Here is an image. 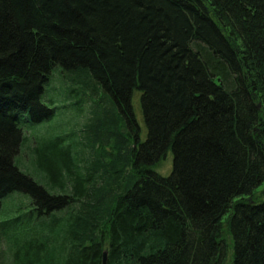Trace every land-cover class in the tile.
Listing matches in <instances>:
<instances>
[{"label":"trees","instance_id":"trees-1","mask_svg":"<svg viewBox=\"0 0 264 264\" xmlns=\"http://www.w3.org/2000/svg\"><path fill=\"white\" fill-rule=\"evenodd\" d=\"M54 74L99 104L72 147L38 152L46 188L17 156L61 108ZM12 193V264H264V0H0V205Z\"/></svg>","mask_w":264,"mask_h":264},{"label":"rangeland","instance_id":"rangeland-1","mask_svg":"<svg viewBox=\"0 0 264 264\" xmlns=\"http://www.w3.org/2000/svg\"><path fill=\"white\" fill-rule=\"evenodd\" d=\"M64 91L65 88L64 86H61L59 77L54 74L52 83L47 87V91L45 92V99L54 100L56 102V106H61V108L48 122L35 125L31 129H25L23 146L17 156V163L20 170L46 188L49 186L48 181L45 178V174L35 165V157L38 152L48 144L52 146L55 145L52 144L55 140H57L59 144L61 143L60 145L56 143L57 149L58 147L64 148V146H68V142L70 143L69 146L72 147L73 145H71L70 140L79 139V135L81 136L82 134L81 128L84 127L85 124V117H83V115L86 113L88 114L89 110L92 108L94 109L95 103H98V100L95 99V103H90L88 101L83 102L81 104L83 107L74 101H71L72 103L70 104V98H65ZM47 104L50 105V103ZM68 104L70 105L69 107ZM81 108H83L82 117H80L81 113H79ZM171 165L172 156L169 153L167 159L161 161L156 166V170L162 175H167L171 169ZM27 203V199L19 193H12L4 198L0 205V222L16 218L22 212H25L27 208H22L21 210H18V208L25 206ZM226 219L227 216L225 217V220ZM3 227L4 226H0V230H2ZM63 228H65L64 225L59 226L56 231V233H58L57 236H61L64 230ZM58 246L60 247L59 243H56L55 248ZM9 248L10 244L3 236H0V264L13 263V256ZM51 248L52 247H50V249ZM46 257L47 255H43V263Z\"/></svg>","mask_w":264,"mask_h":264},{"label":"water","instance_id":"water-1","mask_svg":"<svg viewBox=\"0 0 264 264\" xmlns=\"http://www.w3.org/2000/svg\"><path fill=\"white\" fill-rule=\"evenodd\" d=\"M106 260H107L106 253H103L102 264H106Z\"/></svg>","mask_w":264,"mask_h":264}]
</instances>
